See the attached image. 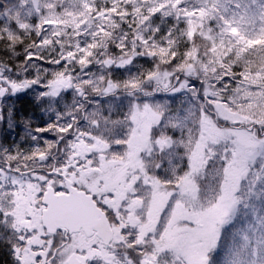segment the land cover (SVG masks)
I'll return each instance as SVG.
<instances>
[{
	"label": "rangeland",
	"instance_id": "rangeland-1",
	"mask_svg": "<svg viewBox=\"0 0 264 264\" xmlns=\"http://www.w3.org/2000/svg\"><path fill=\"white\" fill-rule=\"evenodd\" d=\"M255 1L44 0L42 3V0H32V7L35 12H42L44 16L57 13L55 20L65 27L81 28H96L104 20L117 18L118 15L131 21L138 8L153 10L155 13L149 17L147 28L156 34V38L162 40L168 39L174 30L180 35L186 30L191 32L200 15H211L214 19L217 17L228 30L237 29L236 32L252 37L264 22V9L255 6ZM57 3L58 7H53ZM110 65L112 62L109 61L102 66L107 68ZM250 68L251 63H245L243 78L229 87L220 88L215 92L204 90L209 96L210 108L221 122H226L225 126L215 124L205 111L200 97L191 89L188 92L187 82L181 81L169 93H185L186 102L179 106L175 101L172 112L169 109L171 113L166 117V104L159 101L151 100L143 104L119 102L116 107L122 111L119 114L122 116V131L117 132L115 138L99 132L93 133L91 125H83L79 128L80 131L67 140L65 150L70 153H67L65 160L72 163V171H68V176L73 177L74 185L88 190L89 193L104 192L105 198L102 193L104 200H101L104 210L107 214L115 215L116 221L112 222L115 240L109 249L102 246L96 237L89 239L80 232L67 238L57 233L54 236L44 233L39 223L43 205L39 201L38 191L40 183L45 186L51 184L56 191L63 189L62 182L54 177L41 176L32 181L34 184L31 185L32 190L27 198L19 197V186L7 198L2 191L0 223L4 225H0V243L7 244L6 248L11 251L13 263L46 264L45 258L54 252L55 244L60 243L62 247L57 249L50 264H67L71 253H76L82 264H126L122 259L118 261L114 253L119 246L125 245V237H132L135 243L147 238L154 244L153 254L142 257V264H156L161 260L166 264H206V255L215 246L220 230L219 225L214 226L216 231L213 239L210 232L197 226V219L201 225L211 224L212 217L208 215V210L221 202V195L224 196V203L231 207L236 201L235 195L240 181L252 165L259 162L264 170V134L259 135L246 126L239 127L240 123L250 121L249 109L252 105L264 99V68L253 71H250ZM0 81L9 88L10 97L6 98L7 94L5 103L1 104L6 110L4 118L9 120L12 96L26 85L11 81V76L3 71H0ZM71 82V76L65 75L58 78L52 88L64 91L63 88L66 87L67 91L73 94L75 89L72 88ZM27 85L30 86L28 83ZM60 97L65 99V92H62ZM112 109L114 110L113 107ZM160 124L171 125V134H167V129H163ZM157 126L162 135L160 140L151 136ZM95 134L101 142L97 146ZM111 139L115 146L119 143L132 154L123 160L108 159L107 151L110 152L108 145L111 144ZM80 142L86 146V157L78 152L77 145ZM234 144L240 147V163L232 167L226 177L220 178L217 196L201 203L195 183L196 176L204 171V165L210 158L232 149ZM160 150L167 153L165 158L173 155L172 159L169 157L166 162L171 159L174 165L169 164L168 177H164L166 180H170V176L176 179V185L171 189L165 187L159 177L149 176L142 163L147 153L154 154ZM93 152L98 155L99 161L104 162L102 169L109 172L107 176L110 181L104 179L103 175L95 174L91 159ZM141 153L142 159L139 157ZM194 156L196 160L193 162ZM216 162L220 164L219 160ZM66 167L68 169L69 166ZM114 172L115 175H111ZM109 196L110 198H106ZM108 199L110 201L106 203L105 200ZM123 210L127 212V218L122 217ZM3 218H6L5 222L1 221Z\"/></svg>",
	"mask_w": 264,
	"mask_h": 264
},
{
	"label": "trees",
	"instance_id": "trees-1",
	"mask_svg": "<svg viewBox=\"0 0 264 264\" xmlns=\"http://www.w3.org/2000/svg\"><path fill=\"white\" fill-rule=\"evenodd\" d=\"M21 1L0 0V71L8 73L11 81L26 85L12 96V111H9L12 123L0 122V128L2 125L15 128L16 141H13L20 149L50 155V159H56L57 168L62 166L61 152L74 129L77 133L83 125H91L96 133L115 138L122 131L119 115L122 111L116 107L119 102L159 101L166 104V117L175 101L179 106L186 102L185 93H169L181 81L187 82L188 92L191 89L200 97L215 124L225 126L226 122H221L210 108L204 90L215 92L238 82L243 78V65L247 62L251 63L250 71L264 68V43H248L264 36V22L254 36L248 37L228 30L217 17L200 15L191 32L186 30L180 35L174 30L168 39L161 40L147 28L153 10L138 8L131 21L118 15L119 18L104 20L96 28L65 27L55 20L57 13L49 16L46 12L44 16L33 10L32 0ZM254 5L264 9V0H256ZM85 56L87 63H81ZM109 61L112 65L102 66ZM65 75L72 78L73 94L66 87L57 92L52 88ZM0 85L4 83L0 81ZM62 92L65 99L60 97ZM4 111L2 108L1 119ZM249 113L250 121L240 123L239 127L246 126L263 135L264 99L253 104ZM161 127L171 134V125ZM158 129L159 126L154 128L153 138L162 136ZM60 136L63 140L55 153V139ZM110 141L111 152L119 153L118 157L126 151L119 143L115 146ZM165 156L167 153L161 150L147 153L144 165L149 176L159 177L171 189L176 179L164 177H168L167 171L174 165L173 155L169 156V162ZM253 165L240 181L239 195L236 192L240 206L234 212L231 226L222 233L219 231L215 246L206 255V264L208 260L211 264H264V187L261 186L264 170ZM219 166L215 162L208 172L204 170L195 178L201 203L217 196L220 178H216L215 172ZM123 215L128 217L127 212ZM109 219L116 221L115 215ZM131 238H124L125 245L115 249L114 256L126 264H142V257L153 254L154 244L147 238L136 243ZM61 245L55 244L49 264ZM10 254L0 246V264H14ZM156 264L166 263L161 260Z\"/></svg>",
	"mask_w": 264,
	"mask_h": 264
},
{
	"label": "flooded vegetation",
	"instance_id": "flooded-vegetation-1",
	"mask_svg": "<svg viewBox=\"0 0 264 264\" xmlns=\"http://www.w3.org/2000/svg\"><path fill=\"white\" fill-rule=\"evenodd\" d=\"M2 104V103H1ZM0 116H1V112H2V106L0 105ZM0 122H2V124H7V123H12V121L8 120V119H1L0 118ZM16 129L15 128H7L4 127L2 125V127L0 128V194H2L3 191V195L7 198L9 196L10 193H13V190L19 186V192H21L20 194V198H27L30 191L32 190L31 185H33L34 181L41 177V176H45L46 178H51L54 177L55 179L59 180L60 182H63V178L61 176L60 173H65L66 175L68 174V171H72V163H69L68 160L66 161L65 159H67V153H70L66 150L61 152V162L60 164H62L60 170H57L58 173H53L52 175L49 173L51 167L56 169V159H50L48 155L46 154H35V159L32 157V152L28 153L25 151V149H20L18 146L19 144L14 143L15 140V132ZM93 133H96V129H93ZM97 134H95V138L98 137L96 136ZM73 136V135H72ZM62 138V136H60ZM160 135L158 136L159 140H160ZM14 140V141H13ZM25 144H27V141H24ZM101 142L96 138L95 140V145L97 146V144H100ZM24 145H21V147H23ZM85 146V145H84ZM109 150L107 151L108 154V159H119V160H123V158H127V156L131 155L132 153H129L128 150L126 149V151L122 152L121 156H117V152H112L111 153V144L108 145ZM86 148V146H85ZM21 151H19V150ZM86 154H87V149H85ZM91 151V150H90ZM74 153V151H72ZM81 154V150L78 151ZM76 154V153H75ZM142 153L139 154V157L142 159L141 157ZM19 157V159L17 158ZM86 157V156H85ZM144 157V155H143ZM92 161H93V166H94V172L95 174H100L105 176L104 179H109V177L107 176L109 172H106V170L104 169L103 171V166H104V162L103 161H99L98 155L93 152L92 154ZM144 161L142 159V163L144 165ZM103 164V166H102ZM66 165H68V169H66ZM145 166V165H144ZM65 167V170H63V168ZM146 168V167H145ZM111 175H115L114 173H111ZM73 178V177H72ZM115 181V179H113ZM117 180V179H116ZM33 181V182H32ZM50 184L46 185L40 183L39 186V191L40 192V196L38 195L39 201L40 203L43 205L41 211H40V224H41V229H43V231H45L44 233H46L47 231L44 229L43 225H42V212L43 209L46 207V205L43 203L42 198H43V193L46 190V188L49 186ZM63 185V189L57 190L56 192H63L65 191L64 188V183ZM77 187V186H76ZM79 188V187H78ZM86 191V190H85ZM88 191V190H87ZM86 191V192H87ZM89 193V192H88ZM104 193V192H102ZM101 192H96L95 194L90 193L93 196V199L97 202V204L104 210V207L102 205V201L105 198V193H104V198H103V194ZM141 193V191L139 192ZM106 198H110L106 197ZM102 200V201H101ZM106 203H108V200H105ZM24 212V211H23ZM106 212V211H105ZM124 210L122 211V217ZM107 214V212H106ZM109 218L113 217L112 215H110L109 213L107 214ZM6 218H3L1 221L5 222ZM110 222H112V220L110 219ZM0 225H4V223H0ZM28 228V227H27ZM0 231H1V226H0ZM81 234H83V236L85 235V233L83 231H79ZM78 232V233H79ZM48 236H50L48 233H46ZM58 235H62L63 237L67 238L68 235L66 232H62L59 231L57 232ZM76 234V233H74ZM2 235V234H1ZM71 235V234H70ZM86 236V235H85ZM89 239L91 237H96V235H91V236H86ZM98 239V238H97ZM3 242V241H2ZM6 245L4 242L0 243V246L4 247L7 251H10L9 248H6ZM11 252V251H10ZM45 263L49 264V257L45 258Z\"/></svg>",
	"mask_w": 264,
	"mask_h": 264
},
{
	"label": "water",
	"instance_id": "water-1",
	"mask_svg": "<svg viewBox=\"0 0 264 264\" xmlns=\"http://www.w3.org/2000/svg\"><path fill=\"white\" fill-rule=\"evenodd\" d=\"M8 93L6 86L0 85V101ZM61 138L57 139V144ZM84 153V144H78ZM196 160V157L193 158ZM51 170L49 173H54ZM65 192L57 193L52 186H48L43 193L42 201L46 205L42 212V225L46 233L55 234L57 231L68 233L84 231L87 236L96 234L100 240L108 245L113 240L114 232L106 213L92 200L91 194L75 187L69 178L65 177ZM67 264H82L75 253L67 258Z\"/></svg>",
	"mask_w": 264,
	"mask_h": 264
},
{
	"label": "snow or ice",
	"instance_id": "snow-or-ice-1",
	"mask_svg": "<svg viewBox=\"0 0 264 264\" xmlns=\"http://www.w3.org/2000/svg\"><path fill=\"white\" fill-rule=\"evenodd\" d=\"M237 29H233V32H236ZM264 43V36H261L259 41H249L248 43ZM161 51H164L163 49ZM69 55H73L69 53ZM88 55H91L89 52ZM81 63H87V56L81 58ZM227 147V145L225 146ZM240 147L239 145L234 144L232 149L228 151L217 153L215 156L210 158L206 165H204L205 172H208L214 165V163L219 160L220 161V168L216 170L215 176L216 178L226 177V174L230 172L232 167L237 166L240 163ZM187 159V157L185 158ZM259 161V158H257ZM250 164L252 163L251 159L248 161ZM190 166V165H189ZM254 167L259 168V162L253 165ZM261 186L264 187V176L261 177ZM237 195H239V190H237ZM221 202L214 205L213 207L209 208L208 215L212 217L211 224L201 225L200 220L197 219V226L204 231H208L211 234V238H215V225H219V230L222 233L225 230V227L231 226L233 213L236 209L239 208L240 202L234 201L232 206L229 207L228 204L224 203V196L221 195ZM207 264H211V261L208 260Z\"/></svg>",
	"mask_w": 264,
	"mask_h": 264
}]
</instances>
